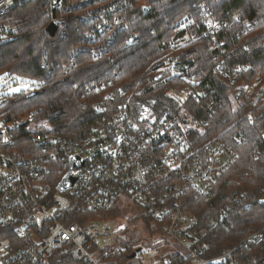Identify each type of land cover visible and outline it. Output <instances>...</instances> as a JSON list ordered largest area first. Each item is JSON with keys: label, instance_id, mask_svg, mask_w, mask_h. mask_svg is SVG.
<instances>
[{"label": "built area", "instance_id": "built-area-1", "mask_svg": "<svg viewBox=\"0 0 264 264\" xmlns=\"http://www.w3.org/2000/svg\"><path fill=\"white\" fill-rule=\"evenodd\" d=\"M31 1L35 0H0V17ZM39 1L46 5L52 20L60 21L55 36L66 38L74 29L80 34L82 45L71 54L65 72L74 68L75 58L82 51L99 59L112 50L122 33L130 31V23L120 13L126 2L59 0L54 15V0ZM201 18L206 35L218 34L234 23L242 22L245 32L256 24L239 15L232 21H219L205 7ZM192 20L191 16L183 17L173 27L180 31ZM127 41L129 45L139 44L142 38L133 33ZM214 46L225 48L227 41L215 38ZM165 63L160 75L171 72L166 79L176 78L180 71ZM47 67L44 59L42 68ZM212 71L228 74L223 60ZM188 79L190 83L181 88L183 95L175 88L168 90L178 107L165 105L158 115L147 112L139 118L131 113L124 89L106 91L97 80L74 82L81 105L95 114L89 131L66 137L54 133L47 120L34 116L16 120L11 124L14 131L35 136L25 139L29 148L33 147L28 152L16 149L14 144L20 139L0 127V264H47L56 254L88 264H175L136 238L131 240L132 255L123 259L127 247L122 242L128 238L116 236L118 221L113 213L126 205L124 199L128 197L187 247L192 254L188 264H236V248L209 258L206 244L193 245L199 219L186 209V198L192 193L198 199L210 197L213 182L236 154L220 140L209 142L203 152L190 149L186 135L187 126L192 124L182 116L185 102L205 98L206 112L211 116L221 99L215 91L207 98L211 90V84L203 85L207 78L199 81L197 74L191 73ZM249 118L256 119L254 115ZM73 156L82 165L71 171L74 184L60 189L58 184L70 170ZM246 241L263 243L264 228L250 231L241 243Z\"/></svg>", "mask_w": 264, "mask_h": 264}, {"label": "trees", "instance_id": "trees-1", "mask_svg": "<svg viewBox=\"0 0 264 264\" xmlns=\"http://www.w3.org/2000/svg\"><path fill=\"white\" fill-rule=\"evenodd\" d=\"M119 1L126 2L120 13L130 23L129 33H122L112 50L99 59L82 51L68 72L65 67L72 52L82 45L80 34L74 29L66 38L51 36L47 29L51 15L44 3L35 0L0 17V77H24L35 85L0 94V127L20 139L14 144L16 149L28 152L33 147L29 148L25 139H35L34 134L14 131L11 126L23 117L47 120L54 133L66 137L89 131L95 114L90 107L81 105L74 82L77 85L97 80L106 91L124 89L123 97L129 99L131 113L139 118L143 108L158 115L165 105L178 107L168 90L175 88L183 95L181 88L190 83L189 74L196 73L199 81L207 78L203 83L211 84L207 98L215 91L221 102L208 116L205 98L187 99L182 116L192 124L187 126L188 145L203 152L209 142L220 140L236 156L213 182L210 197L198 199L192 193L186 198V209L199 219L193 245L206 244L209 258L236 248V264H264V242L241 243L250 231L264 227V0ZM204 7L219 21H232L239 15L256 24L245 32L242 22L234 23L218 34L206 35L201 18ZM187 16L193 19L191 25L180 31L174 29L175 21ZM133 33L139 34L142 42L130 46L127 38ZM215 38H224L227 46H214ZM44 59L48 61L47 68H42ZM221 60L228 70L226 76L212 71ZM165 62L180 71L176 78L166 79L171 72L160 75ZM119 69L122 73H118ZM33 91L37 92L29 96ZM251 115L256 117L254 121ZM143 218L153 234L164 238L149 241L148 245L160 250L159 245L169 240L180 243L151 214L145 212ZM122 245L128 248L122 252L123 259L129 258L133 253L131 239ZM159 257H168L175 264L192 260L188 249L160 252ZM47 264L88 263L56 254Z\"/></svg>", "mask_w": 264, "mask_h": 264}, {"label": "rangeland", "instance_id": "rangeland-1", "mask_svg": "<svg viewBox=\"0 0 264 264\" xmlns=\"http://www.w3.org/2000/svg\"><path fill=\"white\" fill-rule=\"evenodd\" d=\"M7 81H9V83L7 84V87H5V83ZM33 86L35 85H33L30 80L24 77H17L10 80L0 77V94L15 92V89H19V91L28 90ZM23 119L27 118L23 117ZM124 203H126V205L124 207H121L119 214H116V212L113 213L118 221V227L116 231L117 237L120 235H124L128 238V240H133L136 238V242L142 244H147L149 243V241L156 242L159 241V239H164L157 236L156 233L153 234L151 229H149L143 218V214L146 212V210L142 206H140L131 197L124 199ZM159 248V253L187 251V247L185 245L175 240H169L166 243L164 242L162 245H159ZM144 264H146V262Z\"/></svg>", "mask_w": 264, "mask_h": 264}, {"label": "water", "instance_id": "water-1", "mask_svg": "<svg viewBox=\"0 0 264 264\" xmlns=\"http://www.w3.org/2000/svg\"><path fill=\"white\" fill-rule=\"evenodd\" d=\"M59 0H54L53 2V14L55 15V6H56V3L58 2ZM60 24V21L58 20H52L47 29L50 33L51 36H55V33L57 31V28ZM131 46V44H130ZM37 91H33L29 94V96L35 94ZM141 112L144 114V113H147V110L146 108H143L141 109ZM80 165H82V161L79 160L77 157H71V165H70V170L64 175L63 179L59 182L58 184V187L60 189H66L67 187L69 186H72L75 182V177L72 176L71 174V171L74 169V168H77L79 167Z\"/></svg>", "mask_w": 264, "mask_h": 264}, {"label": "snow or ice", "instance_id": "snow-or-ice-1", "mask_svg": "<svg viewBox=\"0 0 264 264\" xmlns=\"http://www.w3.org/2000/svg\"><path fill=\"white\" fill-rule=\"evenodd\" d=\"M5 75H7V74H5ZM15 91H19V89H15Z\"/></svg>", "mask_w": 264, "mask_h": 264}]
</instances>
